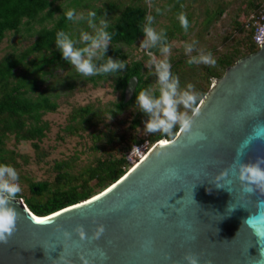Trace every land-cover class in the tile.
I'll return each mask as SVG.
<instances>
[{"label":"water","instance_id":"1","mask_svg":"<svg viewBox=\"0 0 264 264\" xmlns=\"http://www.w3.org/2000/svg\"><path fill=\"white\" fill-rule=\"evenodd\" d=\"M137 82L128 79L125 101ZM198 108L193 132L205 140L192 141L179 130L174 145L158 139L109 185L46 215L31 211L22 197L13 200L20 217L8 244H0V264H83L80 256L89 264H187L188 252L199 264H264V223L256 225L258 236L244 223L264 195L240 193L231 171V192L212 183L253 128L264 125V47L215 77ZM257 156H264V139L253 140L242 159ZM97 224L105 231L91 240ZM77 225L89 239H79Z\"/></svg>","mask_w":264,"mask_h":264},{"label":"trees","instance_id":"2","mask_svg":"<svg viewBox=\"0 0 264 264\" xmlns=\"http://www.w3.org/2000/svg\"><path fill=\"white\" fill-rule=\"evenodd\" d=\"M60 1L0 0V43L7 32L33 38L21 50L12 48L0 57V163H8L17 170H20V164L16 159L17 153L6 145L10 138H13L15 143L30 141L39 159L46 156L40 146L50 128L44 115L56 111L58 103L45 89H39V84L52 68L69 65L55 47V33L64 30L75 38L81 29L88 30L86 23H72L65 18L63 12L68 8H75L78 12L86 8L97 9L98 15L106 13L111 25L108 30L113 33L111 43L113 46L110 49L113 59L120 56L119 44L132 45L143 37L141 26L144 16L149 13L153 15L155 12L147 6L145 0H68L65 7H62L63 3ZM184 1L173 0L174 4L171 7L172 18L175 20L173 23L174 25L177 23L178 31L183 30L177 15L183 12ZM260 6L264 8V3L249 0L247 7L255 12ZM222 11L221 6L217 5L215 10L207 13L206 23H210L211 19ZM209 14L212 16L209 17ZM187 18L190 22L192 18L190 13L187 14ZM173 30H166L168 38L174 35ZM252 34L253 28L250 27L245 38L246 52H241L236 47L228 54L217 58L215 68L205 66L200 71L197 75L199 80L194 83L197 90L205 94L212 79L221 76L227 66L233 64L239 57L257 50L258 47L252 42ZM182 62H186V58L177 59L172 64L174 75L179 73L178 69ZM141 67V61H132L131 65L118 75L115 84L121 89L122 95L110 109L113 115L135 103L136 91L129 100L124 99V88L131 76L138 78L137 90L150 85L143 77ZM140 115L146 119L143 113L137 111L130 123L132 129L139 125L142 119ZM98 121H103L102 115L92 103H87L72 108L64 129L67 132L79 133L93 128ZM101 135L102 133L98 132L95 137L100 140ZM128 139L130 141L122 146V141ZM158 139H161L158 133L138 138L132 130L108 134L110 148L98 143L102 151L90 162L78 168L71 160H56L53 164L55 175L52 181L29 180V196L21 192L18 197L24 198L30 210L37 215H46L83 200L109 185L132 165L126 155L134 145L144 141L152 145ZM114 141L117 145L113 144ZM114 145L115 152L112 153L110 151ZM22 177L20 173L21 180L25 178ZM92 181L94 184H91ZM96 186L99 187L98 191H95Z\"/></svg>","mask_w":264,"mask_h":264},{"label":"clouds","instance_id":"3","mask_svg":"<svg viewBox=\"0 0 264 264\" xmlns=\"http://www.w3.org/2000/svg\"><path fill=\"white\" fill-rule=\"evenodd\" d=\"M146 4L150 8L153 7L152 0H146ZM155 12L163 14L160 7H155ZM63 15L72 23L84 22L87 25L88 30L81 29L75 38L64 30L55 33L56 49L79 75L111 76L126 70L125 60L113 59L106 55L113 38V33L108 30L111 25L106 13L98 15L97 9L78 12L75 8H68ZM177 20L183 31L187 33L191 26L187 14L180 12ZM259 31L264 37V28H260ZM141 32L143 39L139 48L147 56L144 66L151 76L155 77L154 84L139 90L137 85L135 90V109L146 116L143 121V132L158 133L161 137L160 142L165 145L175 144L177 130L187 134L192 141L207 139L204 133L193 132L194 118L199 115L198 106L203 102L204 94L192 83L182 86L179 77L173 74L170 62L172 45L168 40L166 29L157 28L155 16L149 13L144 16ZM260 44L264 47V38L260 40ZM182 47L187 57V65L203 64L211 68L216 67L217 60L213 53L198 47L197 40L185 41ZM156 53H159V56ZM254 111L259 110L254 109ZM256 139H264V125H256L249 137H245L241 146L236 149V156L230 167L221 169L214 175L212 183L216 188L229 191L233 184L230 178L231 171V175L238 181L240 193L249 197L255 193L264 195V156H257L252 161L242 159L245 150ZM22 191L18 170L8 163H0V244H8L17 230L20 214L11 202L17 199ZM255 207L258 209L257 214L250 215L244 223L258 236L256 225L264 223V199L258 198ZM73 231L81 241L89 239L82 225H77ZM104 231V226L97 224L90 239L99 240ZM63 235L66 238L71 236L66 230L63 231ZM260 256L264 258V252H260ZM106 258V255L101 253V259ZM183 259L187 264H199L198 257L191 252L185 253ZM80 260L83 264H89L85 256H80ZM205 264H211V261H205Z\"/></svg>","mask_w":264,"mask_h":264},{"label":"rangeland","instance_id":"4","mask_svg":"<svg viewBox=\"0 0 264 264\" xmlns=\"http://www.w3.org/2000/svg\"><path fill=\"white\" fill-rule=\"evenodd\" d=\"M68 0H61L62 7L66 6ZM144 1V0H143ZM171 1V2H170ZM249 0H185L183 5V12L191 14L190 28L187 33L183 30H177V23L174 25L172 18V5L173 0H152V11L155 7H160L163 14L154 12L155 24L157 28L163 27L166 30L174 29V35L169 37L168 40L172 45V52L170 56L171 64L175 60L186 58L183 51V43L195 39L198 41V47L210 50L214 57L217 59L224 54H228L234 48H239L241 52H246L245 38L249 32V18L253 13L248 6ZM264 3V0H255L256 2ZM146 2V0H145ZM99 4V3H98ZM217 5L222 8V13L212 18L210 23H206V15L216 9ZM263 8V7H259ZM264 10V8H263ZM82 11H87L85 8ZM212 16L209 14V17ZM32 37L26 35L14 34L7 32L4 39L0 43V57L10 51L12 48L21 50L27 46ZM143 37L139 38L132 45L119 44L120 56L118 59L125 60L127 66L131 65L132 61H141V71L145 80L154 84L155 77L147 71L144 62L147 59L146 53L139 48L140 41ZM110 45L106 51V55L111 57ZM159 56V53H157ZM112 58V57H111ZM240 58V57H239ZM207 65H193L189 66L186 62H182L181 67L178 69L177 76L180 79L181 85L184 86L188 83L194 84L199 80L197 75ZM123 72V71H122ZM105 76L83 77L79 75L75 69L69 64L66 66H56L51 69V72L45 75V79L40 82L39 89H45L58 103V108L54 112H48L44 115V119L49 122V130L46 136L40 142L41 150L46 153V156L39 159L35 149L30 141H21L15 143L13 138H10L6 145L8 148L13 149L17 153V161L20 164L18 170L24 179H20L23 188L22 193L29 196L28 181H42L54 179L55 171L53 164L56 160L68 159L75 163L78 168L90 162L95 155H98L102 150L101 145L110 148L108 134L114 132H135L137 137H146L148 134L143 132L144 124L143 115L139 125L134 129L130 127V123L135 113V103L126 107L123 111L117 114H112L110 110L113 103L121 98V89L117 87L115 81L119 74ZM214 79V78H213ZM212 79V80H213ZM138 84V82H137ZM137 86V85H136ZM205 86V84H203ZM92 103L95 108L102 115L103 121L99 122L89 130L79 131V133L67 132L64 127L68 122V115L72 108L79 105ZM110 118V119H109ZM101 132V139H97L95 135ZM130 141H122L124 146ZM100 143V144H98ZM115 144V141L113 142ZM117 145V144H115ZM114 148L111 149L112 153L115 152ZM98 146V147H97ZM139 147L144 150L149 148V143L144 141L139 145H134L126 155V158L132 163L133 159L128 158V154L134 147ZM134 152L133 154H135ZM22 177V178H23ZM94 184V181L91 182ZM99 187H95L98 191ZM24 200V198H23Z\"/></svg>","mask_w":264,"mask_h":264},{"label":"built area","instance_id":"5","mask_svg":"<svg viewBox=\"0 0 264 264\" xmlns=\"http://www.w3.org/2000/svg\"><path fill=\"white\" fill-rule=\"evenodd\" d=\"M249 21H250L249 22L250 27L253 28L252 42L255 44V46L259 47L260 40L264 38L261 36V33L259 31L260 28H264V10L262 8L257 9V11L253 12L250 15ZM148 149L149 148L142 150L137 146L134 147L128 154V158L133 159V157L136 156L137 159H135L131 164L135 163L142 156V154L146 152ZM134 152L136 153L133 154Z\"/></svg>","mask_w":264,"mask_h":264},{"label":"snow or ice","instance_id":"6","mask_svg":"<svg viewBox=\"0 0 264 264\" xmlns=\"http://www.w3.org/2000/svg\"><path fill=\"white\" fill-rule=\"evenodd\" d=\"M93 199H96L95 197ZM37 223H43V221L37 220Z\"/></svg>","mask_w":264,"mask_h":264},{"label":"bare ground","instance_id":"7","mask_svg":"<svg viewBox=\"0 0 264 264\" xmlns=\"http://www.w3.org/2000/svg\"><path fill=\"white\" fill-rule=\"evenodd\" d=\"M144 153H145V152H144ZM144 153H143V154H144ZM143 154H142V155H143Z\"/></svg>","mask_w":264,"mask_h":264}]
</instances>
